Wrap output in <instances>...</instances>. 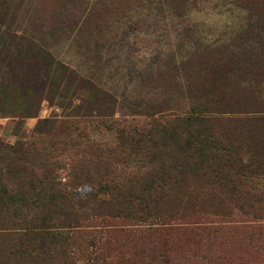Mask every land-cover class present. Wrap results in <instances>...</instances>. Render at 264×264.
<instances>
[{
	"label": "rangeland",
	"instance_id": "rangeland-1",
	"mask_svg": "<svg viewBox=\"0 0 264 264\" xmlns=\"http://www.w3.org/2000/svg\"><path fill=\"white\" fill-rule=\"evenodd\" d=\"M206 72L217 77L212 100L230 105L218 115L224 131L242 136L241 194L252 197L264 189V0H0V158L27 150L36 176L53 185L39 206H0V264H264V204L229 199L226 216L181 235L84 210L67 234L66 208L52 201L102 199L107 183L142 172L144 158L118 132L208 104ZM17 182L0 171V198ZM228 187L208 196L230 197ZM44 214L68 238L31 251L15 234Z\"/></svg>",
	"mask_w": 264,
	"mask_h": 264
},
{
	"label": "trees",
	"instance_id": "trees-1",
	"mask_svg": "<svg viewBox=\"0 0 264 264\" xmlns=\"http://www.w3.org/2000/svg\"><path fill=\"white\" fill-rule=\"evenodd\" d=\"M216 64L218 63L214 62L213 65L212 62L210 67H216ZM249 77L251 81H255L253 75ZM216 78L207 72L202 78V81H210L212 84L207 87L209 90L206 86L199 89L200 97L207 100L208 104L192 106L182 115L161 117L159 122L134 135L118 132V139L136 149L131 152L138 151L144 158L142 172L135 173L124 184L107 183L102 190L105 194L102 199L88 195L81 200L69 193H62L58 199L52 200L66 208L62 222L67 234L74 227L70 222L76 221L78 211L84 210L90 211L88 215L91 216L99 215L100 210H104L105 215L110 218L160 224L167 233L181 235L186 230H200L208 216H226L229 199L230 202L251 208L264 204L262 188L252 197H243L241 194L246 178L243 171L249 165L240 156L241 134L234 131L229 136L221 124L227 119L218 117L221 113H227L223 111V106L228 108L230 105L212 100L216 84L211 81H216ZM246 146L252 149L250 145ZM13 154V158H0V171L3 175L16 177L20 190L10 197L0 198V206H13L18 210L39 206L43 194L41 191L45 192V189L49 190L53 185L43 183L42 178L36 176L33 165L26 158L27 150L13 148ZM227 186L230 197L222 194L208 196L212 190L219 191ZM193 189H198L205 196L191 197L189 193ZM186 191L189 192L181 196ZM54 204L56 205H52ZM43 216L39 220V226L32 231L23 228L15 234L19 241L29 242L28 249L31 251L41 249L39 241L41 243L68 238L52 227H47L52 217H46V214ZM30 264H37L36 260Z\"/></svg>",
	"mask_w": 264,
	"mask_h": 264
}]
</instances>
